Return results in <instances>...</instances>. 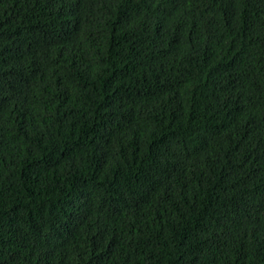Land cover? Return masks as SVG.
<instances>
[{"label": "trees", "instance_id": "16d2710c", "mask_svg": "<svg viewBox=\"0 0 264 264\" xmlns=\"http://www.w3.org/2000/svg\"><path fill=\"white\" fill-rule=\"evenodd\" d=\"M0 264H264V0H0Z\"/></svg>", "mask_w": 264, "mask_h": 264}]
</instances>
